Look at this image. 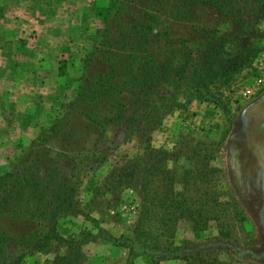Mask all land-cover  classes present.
Returning <instances> with one entry per match:
<instances>
[{"label": "rangeland", "instance_id": "obj_1", "mask_svg": "<svg viewBox=\"0 0 264 264\" xmlns=\"http://www.w3.org/2000/svg\"><path fill=\"white\" fill-rule=\"evenodd\" d=\"M116 2L0 0V174L88 74L82 59L106 8ZM194 9L191 22L168 21L169 38L184 41L178 48L195 50L201 35L218 40L226 34L232 36L226 45L231 58L244 44L255 54L218 86L221 97L187 98L164 83L151 103L125 106L138 117L133 132L117 122L88 134L84 150H101L80 165L83 213L56 222L63 237L90 234L80 246L83 263L150 264L154 256L164 258L158 264H185L198 252L212 264H264V13L244 6L235 17H224L208 5ZM145 138L165 157L146 176L143 193L129 186L102 188L108 170L141 152ZM125 237L131 250L118 244ZM54 246L33 251L22 264H44Z\"/></svg>", "mask_w": 264, "mask_h": 264}, {"label": "trees", "instance_id": "obj_2", "mask_svg": "<svg viewBox=\"0 0 264 264\" xmlns=\"http://www.w3.org/2000/svg\"><path fill=\"white\" fill-rule=\"evenodd\" d=\"M198 5L211 6L224 17H235L244 6L264 13V0H118L106 8L102 27L95 30L82 59L90 65L84 66L88 74L81 75L71 98L49 126L29 142L10 170L0 174V264H22L26 255L48 252L53 244L54 254L44 264H89L82 262L80 246L90 234L63 237L56 229L58 217L83 213L77 197L80 165L101 150H84L89 133L94 130L99 135L106 124L117 122L133 132L138 117L129 112L155 100L164 83L173 92L180 89L187 98L205 99L209 93L212 100L215 95L221 97L218 86L250 64L255 50L248 45L235 49V58L230 57L231 46H226L230 35L223 34L218 40L212 33L201 35L195 50L178 48L184 41L169 38L168 21L191 22ZM144 143L142 151L124 160V165L108 170L102 188L113 191L129 186L143 193L146 176L165 157L160 149L146 145L147 138ZM70 170L74 172L68 173ZM226 233L220 231L219 236ZM120 241V246L131 250L128 238ZM149 257L150 264L164 259ZM171 257L178 259L174 254ZM184 260L185 264L214 263L198 252Z\"/></svg>", "mask_w": 264, "mask_h": 264}]
</instances>
